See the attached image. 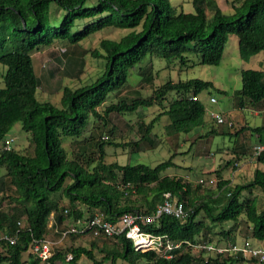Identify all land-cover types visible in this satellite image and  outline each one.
<instances>
[{
	"label": "trees",
	"instance_id": "trees-1",
	"mask_svg": "<svg viewBox=\"0 0 264 264\" xmlns=\"http://www.w3.org/2000/svg\"><path fill=\"white\" fill-rule=\"evenodd\" d=\"M192 4L194 13H177L170 0H0V65L7 68L5 86L0 88V143L17 123L30 135V146L24 151L0 149V234L16 238L14 244L1 242L0 264H26L23 255L28 252L27 264H82L83 258L93 264H118L119 260L128 264H139L141 260L144 264H259L257 259L240 254L207 253L205 257L202 251L197 255L187 245L173 250L168 259L161 250L136 251L125 235L92 237L90 247L72 245L89 234L63 237L68 224L96 213H104L112 222L128 213L153 214L164 194L170 193L171 202L184 204L186 217L181 220L164 215L148 226L147 230L164 243H237L235 233L245 224L248 235L264 245L261 169L255 170L248 183L233 187L220 177L216 192H212L204 188L212 185L211 178L194 186L183 177L165 173L176 165L175 154L156 167L107 162L109 147L132 152L159 147L161 143L154 137L164 117L169 136L206 127L202 137H238L248 131L258 146H264V123L240 129L230 125L221 130L214 122L209 123L201 95L214 84L201 79L169 80L153 88L149 96L106 105L147 58L175 59L186 65L190 61L188 54L195 53L200 64L218 66L230 34L238 37L243 60L249 61L264 51V0H244L231 13H225L216 0H192ZM111 28L126 33L118 40L103 39L92 51L94 58L103 61L102 72L90 83L61 88L59 107L41 101L38 92L47 79L37 74L34 53L56 42H66L62 75L80 80L84 61L77 55L83 50V42ZM149 76L147 82L153 80L152 74ZM241 78L242 88L234 95V105L263 110L264 70H245ZM172 93L175 98L164 104ZM194 96L200 100L193 101ZM154 106H161L162 111L151 122L139 123V139L115 141L112 115L133 114ZM91 123L93 127L87 131ZM65 139L79 142V150H68ZM249 143L250 139L247 149L237 153L236 159L249 155ZM87 146L93 150L89 152ZM255 160L258 166L264 165V151ZM231 161L229 165L235 163ZM256 191L261 194L262 204L254 195ZM246 192L253 198L244 197ZM63 198L68 200L67 205L62 204ZM227 224L233 225L231 229L225 230ZM216 227L222 228L218 234L223 238L218 241L212 237ZM39 239L58 243L54 255L45 263L29 251L32 242ZM107 240L116 246L110 248ZM96 250L103 254L101 261L96 259ZM69 255L71 261H67Z\"/></svg>",
	"mask_w": 264,
	"mask_h": 264
},
{
	"label": "rangeland",
	"instance_id": "rangeland-1",
	"mask_svg": "<svg viewBox=\"0 0 264 264\" xmlns=\"http://www.w3.org/2000/svg\"><path fill=\"white\" fill-rule=\"evenodd\" d=\"M170 1L177 13H194L192 0ZM243 1L244 0H220L225 13H231L233 7H235L234 5H240ZM125 33L126 31L111 28L99 32L83 42V50L77 55L78 60L84 61V73L81 75L80 80H70L64 78L62 75L61 71L64 67L62 52L68 48L66 42H56L52 46L41 48L34 53L33 57L37 74L42 76V78L47 79L44 87L38 92V98L41 101L51 102L59 107L62 98L61 88L64 86L77 88L81 85L90 83L91 80H94L102 72L104 68L103 61L94 58L92 55V51L99 48L100 42L103 39L118 40ZM83 51H85V53L81 55ZM188 57L190 58V61L186 65H181L180 61L175 59L168 61L163 58H153V60L147 58L140 66L132 71L128 84L119 91L117 95H113L106 105L120 99L130 101L140 96H149L153 88H157L169 80L174 82H185L192 79H201L214 84V87L204 92L201 95V98L208 111H215L223 115L225 119L224 125L215 123V121L207 114L206 119L209 120V123L214 122V126L217 129H227L231 123L234 124L233 126L236 129L249 126L256 127L264 123V109L257 110L248 107L244 108L245 110L243 111V109L234 106V95L242 88V72L245 70H264V51L254 55L249 61H245L240 56L238 37L235 34H230L220 65L209 66L200 64L199 57L195 53H189ZM6 72L7 68L0 65V88L5 86L3 76ZM51 72H54L55 74L51 75ZM150 74H152L153 80L147 82L146 76H149ZM219 90L225 91L226 94L220 93ZM212 97L217 99V103L212 104L210 102ZM174 98L175 94H170L168 101H164V104L168 105ZM104 108L105 106L100 107L99 111L103 112ZM161 111V106H154L148 109H139L133 114L112 115V124L116 128L113 138L117 142L139 139V123L142 121L146 123L151 122V120H153ZM237 113L239 114L238 118L233 121L234 115ZM241 114H243V116ZM242 117H246L247 123L243 122ZM167 124L168 120L164 117L156 126V137H154V140L161 144L159 143L160 146L155 150H145V147H143V149H141L142 151L132 152L130 149L109 147L107 149V162H118L121 165L144 164L150 167H156L162 162L169 160L170 157L175 154L174 163L176 165L168 169L165 173L171 176L183 177L188 182H192L194 186L200 184V180L207 181L210 178L219 181V178L221 177L223 180L230 181L232 187L238 184H246L252 180L254 169H250L249 174H242L241 177L237 178V181L234 182L235 179L233 180L232 177L234 173H237L235 168L238 167H235L234 163L232 165L228 164V162L233 159L235 162L239 160L236 159L237 153L235 154L234 151L239 149L238 151L240 153V146H242L241 149L243 151L247 149L245 145L249 139V146L256 142L254 137L250 138V133L248 131H245V133L238 137L221 134L212 137H202V135L207 132L208 128L206 127L198 128L190 134L182 133L180 135L169 136L166 135L165 128ZM92 127L93 125L91 123L88 126L87 131H90ZM8 137L14 138L15 141L12 147L17 150L24 151L30 146V135L23 131L20 123H17L14 126ZM64 146L68 150L74 152L79 150V142L73 143L70 139H65ZM236 146H239V148H236ZM87 149L89 152L90 150H93L92 147H88ZM249 150L252 152L253 147ZM243 159L241 164H244ZM260 169L264 171V165H261ZM216 172L220 173L221 176H218ZM204 188L216 192L217 185L214 183L209 186L206 185ZM254 195L259 196V202L262 204L263 202L261 201L262 197L260 192L256 191ZM254 195H251L248 192L244 193V197L247 198H253ZM63 199L62 204L67 205L68 200L66 198ZM200 218L205 220L202 216ZM206 222L208 221L206 220ZM232 226L233 225L231 224H227L224 228L225 230H228L231 229ZM221 230L222 228L220 227L214 229L216 235L212 234V237L215 241L223 238L218 234ZM235 235L237 236L238 243L250 242L251 244L254 243L253 245L261 244L248 235L245 224H242L239 227ZM92 240L93 238L87 235L79 237L72 245L90 247ZM222 243L227 244L228 241H222ZM106 244L110 248L116 246L114 245V242L109 240L106 241ZM194 253L198 255L201 252L194 251ZM95 255L98 261L102 260L103 254L99 250L95 251ZM205 257H208L207 253H205ZM28 258L29 252L23 255V260L26 261V264ZM144 262V260H141L139 261V264H144ZM81 263L93 264L86 258H83ZM118 264L128 263L119 260Z\"/></svg>",
	"mask_w": 264,
	"mask_h": 264
},
{
	"label": "built area",
	"instance_id": "built-area-1",
	"mask_svg": "<svg viewBox=\"0 0 264 264\" xmlns=\"http://www.w3.org/2000/svg\"><path fill=\"white\" fill-rule=\"evenodd\" d=\"M193 101H199V96L192 97ZM212 104L217 103V99L212 97L210 99ZM208 116L217 124H224V117L215 111L206 110ZM232 125V124H230ZM13 137L6 138L1 143V148L9 150L14 143ZM264 151V146L256 145L253 147L251 160H255L261 152ZM240 162L234 163L238 167ZM205 181L200 180V183ZM210 183L216 184V179H210ZM170 215L175 218L183 220L186 217L184 204L181 202H171L170 193L164 194L162 203L156 206L153 214H143L139 212L128 213L123 215L116 222L107 219L104 213H96L89 219H77L75 222L68 224V230L63 233V237L68 234H89L91 237H107L125 235L127 239L131 240L136 251H150L161 250L163 256L172 258V251L181 248L183 245L192 247L194 251H205L208 254L215 256H227L229 254H240L246 259H257L259 264H264V245H253L250 242L243 243H228L225 245H217L213 243H198L193 245L189 242L172 243L170 241L164 243L161 238L156 237L147 230L148 226L155 224L162 216ZM2 241H8L12 244L16 242V238L5 234H0V247ZM57 242L52 240H34L30 247V252L37 256L42 262H48L55 253ZM164 247V250L162 249ZM72 260V255L67 257V261Z\"/></svg>",
	"mask_w": 264,
	"mask_h": 264
},
{
	"label": "crops",
	"instance_id": "crops-1",
	"mask_svg": "<svg viewBox=\"0 0 264 264\" xmlns=\"http://www.w3.org/2000/svg\"><path fill=\"white\" fill-rule=\"evenodd\" d=\"M217 1V3H218V5H219V7L224 11V8L221 6V2H220V0H216ZM235 6V5H234ZM233 9H234V7H233ZM232 9V10H233ZM235 106V105H234ZM245 109H243V111H244ZM251 114H252V112H251ZM238 113L237 114H235L234 115V118H233V121H235V120H237V118H238ZM242 116H243V114H241ZM243 118V117H242ZM235 119V120H234ZM247 119H246V117H244L243 118V122H245V123H247V121H246ZM232 125H234L233 123H231ZM257 145V143L255 142L254 144H252L251 145V148L252 147H255ZM241 148H242V146H240ZM236 148H239V146H236ZM240 148V152L242 151V149ZM239 150V149H238ZM238 150H236V151H234L235 152V154L236 153H239V151ZM251 152V151H250ZM250 152H249V155L248 156H245V157H243V158H241V160H239L238 162H240L239 164V166H238V168H235L236 169V172L237 173H234V175H233V177H232V179L234 180L235 179V181L234 182H236L237 181V178H239V177H241V175L243 174V175H245V174H249L250 173V169H254V172H255V170L257 169V168H259L260 169V166L261 165H259L258 166V164L256 163V160H251L250 159ZM252 154V153H251ZM242 159L244 160V164H241L242 163ZM241 167V168H240ZM254 172H253V174H254ZM254 176V175H253ZM254 244V243H253Z\"/></svg>",
	"mask_w": 264,
	"mask_h": 264
}]
</instances>
